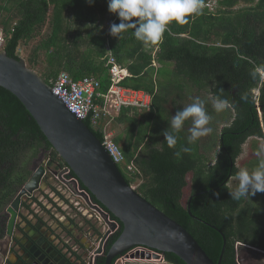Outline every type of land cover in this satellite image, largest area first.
Masks as SVG:
<instances>
[{
  "label": "trees",
  "instance_id": "1",
  "mask_svg": "<svg viewBox=\"0 0 264 264\" xmlns=\"http://www.w3.org/2000/svg\"><path fill=\"white\" fill-rule=\"evenodd\" d=\"M204 4L201 15L184 25L173 22L162 42L147 48L132 30L122 33L121 39L110 35V26L103 23L120 20L109 12L108 0L91 4L0 0V31L3 51L15 59L21 57L22 43L37 42L25 60L36 71L44 64L39 74L49 85L65 71L74 80L96 78L99 91L105 93L111 85L110 54L127 68L129 76L121 84L147 91L152 104L146 110L123 108L113 118L126 124L124 134L114 140L126 161L137 168L129 173L118 166L120 171L132 187L137 185L142 197L181 224L215 263L224 246L222 235L211 225L217 227L227 239L222 264H239V244L264 251V192L239 201L230 196L243 145L250 138L264 137V77L251 75L264 64V0H204ZM215 96L228 99L230 106L216 113ZM195 97L205 101L213 132L187 145V122L176 149H169L161 133L171 116ZM107 122L103 119L102 127ZM85 123L103 142V128L95 129L88 119ZM182 145L192 150L177 158L174 152ZM44 148L52 151L51 165L55 161L66 165L24 104L0 87V209L29 181L33 161ZM256 163L254 153L247 168ZM122 230L123 226L111 244ZM165 260L186 264L172 253H166Z\"/></svg>",
  "mask_w": 264,
  "mask_h": 264
},
{
  "label": "water",
  "instance_id": "2",
  "mask_svg": "<svg viewBox=\"0 0 264 264\" xmlns=\"http://www.w3.org/2000/svg\"><path fill=\"white\" fill-rule=\"evenodd\" d=\"M0 87L13 93L24 104L80 184L122 224L123 230L112 244L105 264H113L114 259L124 254L128 258V253L138 246L160 252L164 257L166 253H172L186 264H222L227 243L225 235L211 225L224 240L222 253L215 263L181 224L142 197L126 181L102 141L53 93L45 79L27 66L25 58L15 59L0 51ZM42 161L41 156L33 162L31 178L9 208L12 213L9 233L14 226L21 196L38 190L41 184L48 185L50 181L51 173H45V164L38 166ZM82 195L87 198L85 193ZM92 207L108 218L98 207ZM189 214L192 216L190 208ZM110 225L113 229L117 227L114 221ZM250 249L259 251L252 247ZM154 256L158 257L156 254ZM134 258L139 257L131 256V259ZM147 258L150 259L151 255H147ZM117 264H122V260H118Z\"/></svg>",
  "mask_w": 264,
  "mask_h": 264
},
{
  "label": "flooded vegetation",
  "instance_id": "3",
  "mask_svg": "<svg viewBox=\"0 0 264 264\" xmlns=\"http://www.w3.org/2000/svg\"><path fill=\"white\" fill-rule=\"evenodd\" d=\"M51 155L52 151L44 148L36 157V159L43 157L42 163L38 166L48 160L45 173H51L50 181L48 185L45 184L46 189H43L41 184L38 190L21 196L11 233L9 228L12 213L9 208L18 194L0 209V264H105L112 240L120 231L122 224L115 220L100 202H95L94 196L80 182L79 187L84 189L87 198L76 190L75 185L65 183V177L61 173L63 166H59V161L51 165ZM57 180L62 186H59ZM65 185L70 189L67 196L63 190ZM71 194L78 196L76 199L81 197L87 206L90 203L98 204V208L107 214L108 220L103 215L101 220L94 219L88 215L89 211L83 214L81 221L70 218V214L74 212L72 203H75ZM64 204L68 205L65 209L61 207ZM80 204L77 199L75 206L79 207ZM112 220L117 225L115 229L110 225ZM256 252L264 254L261 250ZM124 256L125 254L114 259L113 264H117L118 260H122V264H127L124 262Z\"/></svg>",
  "mask_w": 264,
  "mask_h": 264
},
{
  "label": "clouds",
  "instance_id": "4",
  "mask_svg": "<svg viewBox=\"0 0 264 264\" xmlns=\"http://www.w3.org/2000/svg\"><path fill=\"white\" fill-rule=\"evenodd\" d=\"M92 2L93 0H87L89 4ZM204 7V0H108L109 12L116 14L120 20L119 24L110 26V35L121 39L122 33L132 30V35L144 47L155 46L162 42L165 32L169 31L173 22L177 25L187 24L189 18L201 15ZM251 75L253 79L258 75L264 77V64L256 66ZM229 106L230 101L220 96H215L212 100V108L216 113ZM211 120L212 116L206 109L205 101L195 97L190 104L171 116L169 127L161 135L169 149H176L180 133L186 123L190 122L187 145H193L213 132L210 127ZM191 150V147L182 145L174 155L181 158L182 153L186 154ZM255 155L256 165L251 170L241 167L233 177L238 183L234 190L230 191L232 200L239 201L257 192H264V137H257Z\"/></svg>",
  "mask_w": 264,
  "mask_h": 264
},
{
  "label": "built area",
  "instance_id": "5",
  "mask_svg": "<svg viewBox=\"0 0 264 264\" xmlns=\"http://www.w3.org/2000/svg\"><path fill=\"white\" fill-rule=\"evenodd\" d=\"M208 5L212 9L214 3ZM106 24L107 26H111L112 22L109 21ZM3 44L4 37L2 31H0V51ZM107 65L110 66L111 85L109 90L105 93L99 91L101 85L96 78L84 77L79 80H74L70 74L65 71L61 72L54 83L50 86L52 87L53 93L59 96L66 107L78 118L82 119L84 122L88 119L91 125L97 130L101 131L103 128L104 141L102 144L114 163L118 166L123 165L129 173H136L137 168L135 164L126 161L120 146L114 140L112 133L108 132L107 129L110 122L113 121V118L115 117L114 115H117L123 108L129 107L140 110L149 109L152 104V95L143 89L137 90L127 88L121 84L122 81L129 76V72L128 69L123 67L112 54H110ZM257 94H259L258 91ZM103 119H108V122L102 127L101 121H103ZM47 163L49 162L46 159L45 165ZM61 173H63L65 177V183H71L73 186L75 185L76 190L80 193L84 192V189L79 187L78 178L67 164L62 167ZM65 188L70 190L67 185H65ZM133 188L135 187L133 186ZM92 206L98 207L99 205L90 203L88 204V207L95 213L91 216L101 220V212ZM238 252L237 249V258L239 256ZM142 254L145 255L144 259H142ZM149 254L151 255L150 259L147 258V255ZM155 254L158 255V257L154 256ZM131 256H138L139 258L131 259ZM127 257L128 258L125 256L123 257L124 262L126 263L135 260L153 261L156 263L165 261V257L160 252L144 246L133 248L128 253Z\"/></svg>",
  "mask_w": 264,
  "mask_h": 264
},
{
  "label": "rangeland",
  "instance_id": "6",
  "mask_svg": "<svg viewBox=\"0 0 264 264\" xmlns=\"http://www.w3.org/2000/svg\"><path fill=\"white\" fill-rule=\"evenodd\" d=\"M213 8V7H212ZM106 25V26H105ZM103 26H105V27H107L108 28V26H107V24L104 22L103 23ZM1 29V28H0ZM36 44H37V42H34V43H32L30 46H25L23 43L20 45V47H19V49H18V52H19V54L21 55V57H23V58H25L26 59V57H28L29 55H30V53H31V51H32V47H35L36 46ZM3 47L4 46H2L1 47V50L3 51ZM43 57V56H42ZM43 70H44V64L42 65L41 64V66H39L38 68H37V72L38 73H40L41 74V72H43ZM114 116H116V115H114ZM125 128H126V124H119V123H117L116 121H111L110 122V124L108 125V129H107V131L108 132H111L112 133V135H113V138H115V137H117L118 135H123L124 134V130H125ZM255 144H257V138H250L244 145H243V152H242V154L240 155V157L238 158V160H237V166L239 167V168H241V167H247V165H248V162H251V160H252V158L254 157V153H255V151H254V146H255ZM244 153H246V155H243ZM123 169H124V166L122 165L121 166ZM250 170V169H249ZM57 182H59L58 180H57ZM238 182L237 181H235L233 178H232V180H231V182H230V186H231V188L234 190V188L236 187V184H237ZM59 186H62V184L59 182ZM137 186V185H136ZM135 186V187H136ZM42 188L43 189H46L47 188V186L45 185V184H43L42 185ZM63 190H65V192L63 191ZM63 192H64V194L67 196V195H69L70 194V190H66L65 188H63ZM36 194L38 195V196H40L41 197V195L38 193V192H36ZM184 195H185V200L187 199V197L189 196V189L187 188L185 191H184ZM71 196L72 197H74V198H72V199H74L75 200V203L77 202V199H78V202H80L81 204H80V206L79 207H77V206H75V203L73 204L72 203V205H73V207H74V209H73V211L74 212H72L70 215L71 216H69L70 218H73V219H75V220H77V221H81V219L80 218H82L84 215V213H86V211H89L88 212V215H94L95 213L85 204V202L83 201V199L81 198V197H79V198H77L76 199V197H78V196H76V195H73V194H71ZM46 201H44V203H45ZM59 203H61V201L59 202ZM47 205L48 206H50V204L49 203H47ZM62 208H67L68 207V205L66 206L65 204L63 205V206H61ZM80 208V209H79ZM81 208H82V210H81ZM46 209H47V207H46ZM52 210H53V208H52ZM67 211H70V210H68L67 209ZM77 213V214H76ZM94 219H96L95 217H94ZM85 234V233H84ZM238 249V260H239V263L240 264H264V254H262V253H260V252H256L255 250H253V249H250V247H244V246H239V248H237ZM127 264H141V263H137V262H131V263H127Z\"/></svg>",
  "mask_w": 264,
  "mask_h": 264
},
{
  "label": "crops",
  "instance_id": "7",
  "mask_svg": "<svg viewBox=\"0 0 264 264\" xmlns=\"http://www.w3.org/2000/svg\"><path fill=\"white\" fill-rule=\"evenodd\" d=\"M131 262H137V263H141V264H171V263L167 262L166 260L164 262H160V263H156L153 261H139V260L129 261V263H131Z\"/></svg>",
  "mask_w": 264,
  "mask_h": 264
}]
</instances>
